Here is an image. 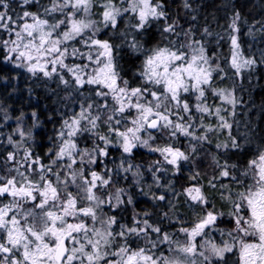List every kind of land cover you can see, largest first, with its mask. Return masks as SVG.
Segmentation results:
<instances>
[{
    "label": "snow or ice",
    "instance_id": "obj_1",
    "mask_svg": "<svg viewBox=\"0 0 264 264\" xmlns=\"http://www.w3.org/2000/svg\"><path fill=\"white\" fill-rule=\"evenodd\" d=\"M0 264H264V0H0Z\"/></svg>",
    "mask_w": 264,
    "mask_h": 264
}]
</instances>
